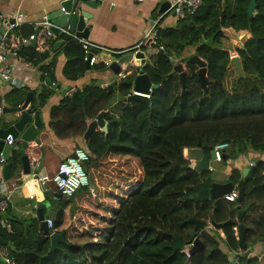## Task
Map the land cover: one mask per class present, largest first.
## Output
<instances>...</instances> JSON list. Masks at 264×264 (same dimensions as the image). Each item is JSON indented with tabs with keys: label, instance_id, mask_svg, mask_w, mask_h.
I'll list each match as a JSON object with an SVG mask.
<instances>
[{
	"label": "trees",
	"instance_id": "1",
	"mask_svg": "<svg viewBox=\"0 0 264 264\" xmlns=\"http://www.w3.org/2000/svg\"><path fill=\"white\" fill-rule=\"evenodd\" d=\"M250 1L205 0L195 15L181 18L176 27L161 29L166 50L157 55L156 66L147 63L141 68L158 86L150 104L123 105L133 90L137 74L132 73L108 90L88 86L53 108L50 124L61 136L83 135L87 120L107 110V130H95L87 141L90 159L85 169L98 188L81 187L73 196L53 200L57 207L54 228L66 239L61 249H53L49 233L37 236L26 229L23 239L22 229L18 225L8 228L2 218L0 245L10 247L17 264H233L229 251L240 248L238 206L248 204L242 218L247 227L245 241L253 247L264 240V160L255 162L253 178L246 182V194L239 203L199 197L200 190L211 186V173L194 170L184 156L185 149L200 145L208 151L222 142H230V148L239 152L264 153V86L235 91L237 70L229 66L234 50L223 45V28L250 30L252 38L236 51L245 71L257 75L245 79H264V0H258L257 14L251 20L247 15ZM227 32L235 42L238 35ZM62 36L66 37L65 51L71 54L68 74L77 77L86 69L84 50L69 36L60 33L57 38ZM192 49L207 61L209 78L221 86L213 82L208 91L201 86L198 66L186 56ZM21 53L40 64L35 48L26 46ZM183 55L187 60L185 87L179 72L172 73L173 57ZM47 75L45 82L51 73ZM117 97L120 107L110 110ZM192 219L207 223L194 236ZM213 223L220 229L209 226ZM176 235L185 246L199 237L203 246L190 257L184 250L175 252ZM253 259L245 252L236 264H252Z\"/></svg>",
	"mask_w": 264,
	"mask_h": 264
},
{
	"label": "crops",
	"instance_id": "2",
	"mask_svg": "<svg viewBox=\"0 0 264 264\" xmlns=\"http://www.w3.org/2000/svg\"><path fill=\"white\" fill-rule=\"evenodd\" d=\"M64 1L0 0V17L1 15L4 16L3 30L10 25L15 12L20 11L24 14V23L11 30V33L15 36L28 37L35 32L34 24L39 22L45 15L51 16L58 12L62 8ZM163 3L149 0L143 2H137L136 0H102L97 9H91L93 15L87 21L88 40L104 46L111 51L99 52L98 58L100 62L95 65L88 66L87 62H85V71L77 77L68 74V63L71 60V54L65 51V36H62L60 39H55L50 49L51 54L46 59L41 58V62L38 65L28 61L21 53L24 48H21L18 53H11L9 55L6 64L9 66L19 65L20 68L15 71V75L27 82V85L25 88L18 89L10 84L3 83L0 86V105L4 109L19 106L26 99L27 92L25 90L27 89L28 91L34 92V99L31 104L35 109L41 111L43 120V127L39 130L40 144H37L35 141L28 143L27 153L32 160V174H23L20 163L18 166L13 167L12 170L10 168L5 169L6 164L21 156L18 149L14 147L10 149L9 158L6 159V162L0 164V198L10 197V206L2 214L1 219L3 218L8 228L15 229L18 225L17 227L20 230L22 229L23 239L26 237V229H29L33 235L35 234L37 236H42L41 232L47 233L41 225L37 210L39 208L43 209L46 220L47 218L54 219L57 207L54 206L53 200L58 201L62 196L58 193L52 177L57 172L61 162L72 155L77 147L88 146V140L85 139L86 132L83 135L61 136L57 130L51 127L53 108L62 104L67 97V90L71 87L76 88L77 91H82L88 86L95 85L105 90L102 86L104 83L109 82L110 85L118 84L127 75L143 73L141 72L143 66L147 63L152 64L155 62L158 54H151L153 50H150V47L147 45L149 43L148 40L143 42L152 21L164 13L161 26L162 29H165L176 27L181 20V18H178L174 14V11L166 12L167 10H165L161 12L160 8ZM256 14L257 11L255 10L253 17ZM222 30L224 35L223 45L232 48L234 50L233 55L238 54L236 48H243L242 44L244 46L245 42L253 36L252 32L248 29L236 30L233 27H225ZM227 30H232L237 35L242 32L247 33L241 47H239V44L233 43V37ZM58 41L61 44L58 48H55ZM227 41L233 44L227 45ZM140 44L142 45L138 48ZM136 48L145 52V64L141 65L134 60L124 63L121 65L123 69L121 74L115 73L110 68L111 64L110 66H105L104 61L111 60L115 52L118 53L117 57H121L132 50L134 51ZM193 54H195L194 49L186 56ZM186 56L173 57L174 64L183 63L187 68ZM22 58L29 62L28 66L21 63ZM42 67H48V69H43ZM47 73H51V77H47V81L45 82L43 78ZM48 79L50 80L49 84ZM52 83H55V85H51ZM120 99V97H117L109 109L112 110L114 107H120ZM128 104H131L129 99L123 105L126 106ZM104 112L106 113L107 110ZM16 115L6 114L5 112L1 114L0 129L6 127L4 124L6 119L15 117ZM93 120L95 119L87 120L88 127ZM105 121L108 123L106 118ZM100 128L102 127H98L96 130ZM14 146L21 147L22 140H16ZM230 150L225 152V159L222 165H214L213 168L215 171H210L212 182H228L233 180V176H239V181V179H242V171L245 168L250 167L253 162L264 160V153H258L252 150H247V152L238 151L236 153L237 155L231 158L230 153H228ZM41 159H43V164L38 169ZM191 165H193V161H191ZM42 180H45L46 184H43ZM51 183L53 184L51 185ZM93 186L97 190L98 186H95V183H93ZM20 222L25 223V225L20 227ZM54 231H57V229ZM0 238V241H2L1 235ZM230 251L237 253V251ZM248 253H250V258H254L252 264H264V240L259 241L253 247H248Z\"/></svg>",
	"mask_w": 264,
	"mask_h": 264
},
{
	"label": "water",
	"instance_id": "3",
	"mask_svg": "<svg viewBox=\"0 0 264 264\" xmlns=\"http://www.w3.org/2000/svg\"><path fill=\"white\" fill-rule=\"evenodd\" d=\"M102 2V0H65L62 3V7L65 8V11L60 9L58 12L52 14L50 17L54 19V23L58 27H65L68 26V28L75 32L77 35L88 38V26L87 21L91 18L93 15L91 12V9H97L99 7V3ZM258 5V0H251L248 7H247V15L249 19L251 20L253 18L254 11L256 10ZM170 8V3L164 2L161 5L160 11H165ZM175 14V12H174ZM56 38L59 35V28L54 27L53 28ZM2 31V30H1ZM61 44L60 41H58L55 45V48H58V46ZM149 46V43H147ZM36 42L34 41L31 45V47L35 48ZM243 47V44H242ZM51 54V50H45L40 52L41 58L46 59ZM145 52L142 50L136 49L132 50L131 52L125 54L124 56L117 57V54H114L111 58L112 63L110 68L117 74H121L123 69L121 67L122 64L128 63L132 60L135 62L143 65L145 64ZM188 62L193 63L198 66V70L196 71L198 81L200 82L201 86L205 89V91H208L209 84L216 82L221 86L220 81H214L209 78L208 76V67H207V61L201 58L198 54H193L188 58ZM88 66L89 63L87 62ZM235 65L237 70V76L235 79V82H238L240 78H255L257 75L250 74L245 71L243 66V60L238 55L235 54L231 57V60L229 62V66ZM179 72L181 82L183 83V86L186 85V66L183 63H178L174 66V69L172 73ZM48 84L50 83V80L48 79ZM114 84V83H113ZM134 89L143 93H148L152 89L153 91L158 89V86L153 84L150 80V77L147 73H139L136 75L134 80ZM27 92V96L25 101L16 107H7L4 109V112L6 114H17L15 117H9L5 120L6 127H2L0 129V151L3 152L4 157L6 159L9 158V151L11 148L18 149L21 156L17 159H14V161L9 162L5 165V169L12 170L13 167H16L21 164V168L23 171V174L25 175H31L32 174V160L30 155L27 153L28 143L35 141L37 144H40V138H39V130L43 127V120L41 116V111L39 109H35L33 105L31 104L34 99V92L25 90ZM130 101H141L147 104H150L151 100L145 96L142 95H132L129 97ZM3 125V126H5ZM102 127L104 130H107L108 123L105 121V112L102 111L98 117L93 120L85 133V139L88 140L91 137V134L98 128ZM11 134L14 138V140H22V146L21 147H15L14 144L10 145L6 142V137ZM188 156L193 161V165H190L194 170L198 172L202 171H215L213 168L212 163L215 161V154L213 151V146H210L208 151H206L204 148H202L200 145L195 148L188 149ZM43 159H41L40 164L38 166V169L42 167ZM255 165H251L248 168H245L242 171V179L238 181V183L234 182L233 180L228 182H218L213 181L211 183L210 187L204 188L198 192V196L202 199H219L223 198L225 194L230 193L233 191V189L238 186L239 188V196L237 202H241L246 194V182L253 178V174L255 171ZM90 177V186L93 188V182L92 178ZM64 198H67V196H64ZM251 204H248L245 208H241V206H238L239 212H238V219H237V230L239 234V246L242 250L248 249V244L245 241V234L247 231V227L242 223V218L245 215L246 211L249 209ZM37 215L41 221V225L44 228L45 232L49 233L50 229L47 226V220L45 219V216L43 214V209L39 208L37 210ZM192 222L194 223L195 227L194 230L191 232V235L194 236L195 233L202 230L207 226V223L204 221H199L192 219ZM213 226L216 229H220L219 224L213 223ZM50 238L52 241V247L53 249H61V243L66 242L65 235L63 233L53 231L50 234ZM9 245L11 248L15 251L16 247L12 242H9ZM203 244L199 237H196L194 239V246L190 249V253L194 254L198 252L202 248ZM185 243L183 239L179 236H175V244L173 246L174 251L184 250Z\"/></svg>",
	"mask_w": 264,
	"mask_h": 264
},
{
	"label": "built area",
	"instance_id": "4",
	"mask_svg": "<svg viewBox=\"0 0 264 264\" xmlns=\"http://www.w3.org/2000/svg\"><path fill=\"white\" fill-rule=\"evenodd\" d=\"M137 2H143L146 0H136ZM153 2H169L170 8L166 11H174L178 18H185L188 16L195 15L199 9L204 5L205 0H149ZM65 11V8H61ZM163 15H160L158 18L152 21L150 29L148 30L143 42L145 40L149 41V47L151 54H159L162 51H165V45L161 43L160 40V31L162 29L161 21ZM24 14L20 11L15 12L14 17L10 23V25L3 30V19L4 16L1 15L0 17V86L5 84H10L11 86L21 89L25 88L27 82L19 78L15 75V71L20 68L19 65L9 66L6 64L8 57L11 53H18V51L26 46H31L32 43L35 41L36 46L35 49L39 52L49 50L53 46V42L56 39V34L53 30L54 27L59 28V34L62 33L66 36H69L75 40H77L84 50V60L89 63V65H95L100 62L98 58V54L101 51H111L108 48L95 44L88 40V38L81 37L77 35L75 32H72L68 27H58L54 20L49 16L45 15L39 22L34 24L35 32L30 36H15L11 33V30L21 26L24 21ZM2 30V31H1ZM142 42V44H143ZM140 44L138 48L141 47ZM136 48V49H138ZM135 49V50H136ZM149 50V51H150ZM114 53V52H113ZM118 54V53H114ZM21 63L23 65H29V62L22 58ZM112 60L108 59V61H104L105 66H110ZM153 66L157 65V62L152 63ZM51 85H55L52 83ZM105 90L110 88V83L106 82L103 85ZM76 88L71 87L67 90L66 95L69 98H72L76 93ZM153 94V90L151 89L148 93H143L137 91L133 88L132 92L128 94V96L132 95H142L147 98H151ZM4 113V107L0 105V115ZM6 142L10 145L15 143V140L11 134L6 137ZM230 142H222L215 144L213 146V151L215 154V161L216 162H223L225 159V152L230 148ZM184 156L186 159L192 161L188 156V149L184 150ZM90 159V153L87 147L80 146L77 147L72 155L66 158L61 164L57 172L52 177V181L55 184V187L58 193L61 196H73L77 190L81 187L90 186V177L87 173L84 163ZM6 162V158L4 157L3 152H0V164H4ZM256 163L253 162L251 165H255ZM43 184H46L45 180H42ZM239 196V188L236 186L232 192L227 193L224 195V199L237 202ZM10 206V197L0 198V220L2 214L9 208ZM47 226L50 229L49 236L51 232L55 230L54 228V220L53 218H47ZM210 227H214L212 224L209 225ZM221 235L225 237L224 233L221 232ZM236 235L239 237L238 230L236 227ZM194 243L186 245L184 251L188 257L191 256L190 249L193 247ZM225 248L226 244L224 245ZM248 252L247 250L240 249L237 253L229 252V260L236 264L239 261V257L241 254H245ZM248 258H250V253H248ZM0 264H17L15 258L11 254L10 247L7 245H0Z\"/></svg>",
	"mask_w": 264,
	"mask_h": 264
},
{
	"label": "rangeland",
	"instance_id": "5",
	"mask_svg": "<svg viewBox=\"0 0 264 264\" xmlns=\"http://www.w3.org/2000/svg\"><path fill=\"white\" fill-rule=\"evenodd\" d=\"M247 36V33H240L238 36H236V38H235V42H233L234 44H239V47H241V44H242V42H244L243 40H244V38ZM233 43H230V41H227L226 42V44L228 45H230V44H233ZM235 91H237V92H240V93H242V92H245V91H247V90H249V89H251L252 87H254V86H259V87H263L264 86V79L263 78H260V79H257V80H255V81H253V80H251V79H245V78H241L238 82H235ZM130 103L132 104L133 103V101H130ZM229 149H231V148H229ZM228 149V150H229ZM227 150V151H228ZM235 151V152H234ZM238 152V149L236 148H234V150L233 149H231L228 153H230V157L232 158V157H234V156H236L237 153ZM244 152H247V151H244ZM224 162V161H223ZM223 162H213L212 163V165L214 166V165H217V164H220V165H222V163ZM84 167H85V163H84ZM211 173V172H210ZM53 183H51V185H52ZM259 264V263H258Z\"/></svg>",
	"mask_w": 264,
	"mask_h": 264
},
{
	"label": "clouds",
	"instance_id": "6",
	"mask_svg": "<svg viewBox=\"0 0 264 264\" xmlns=\"http://www.w3.org/2000/svg\"><path fill=\"white\" fill-rule=\"evenodd\" d=\"M50 233V232H49Z\"/></svg>",
	"mask_w": 264,
	"mask_h": 264
}]
</instances>
